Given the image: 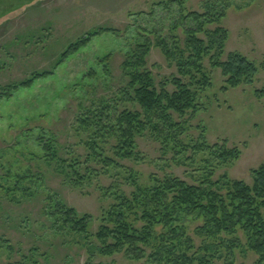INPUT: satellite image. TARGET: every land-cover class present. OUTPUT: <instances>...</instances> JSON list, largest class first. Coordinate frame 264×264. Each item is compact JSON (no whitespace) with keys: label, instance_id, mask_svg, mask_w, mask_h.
<instances>
[{"label":"trees","instance_id":"1","mask_svg":"<svg viewBox=\"0 0 264 264\" xmlns=\"http://www.w3.org/2000/svg\"><path fill=\"white\" fill-rule=\"evenodd\" d=\"M175 4L180 5V18L171 27L169 37L134 29L131 37L126 34L128 47L118 75L113 69L114 54L111 53L96 60L101 74L90 70L81 82L68 89L77 102L74 128L75 134L84 140L85 158L61 145L55 132L41 129L35 141L43 156L33 157L42 162L38 165L40 171L28 169L18 175L3 169L5 179H0L5 184H0V190L9 201L21 205L40 195L37 187L39 182L44 183L47 174L41 172V169L45 171L43 166L61 178L65 186L83 189L102 173L109 174L121 161L140 159L139 140L144 138L159 143L164 153L171 149L175 156L208 152L220 164L239 159L238 149L226 144L211 146L204 134L198 142L185 143L184 118L197 112L198 93L212 86L205 66L207 59L214 69L222 72L231 89L253 86L258 67L241 53H231L223 60L229 37V31L222 26L230 7L227 0L205 2L202 13L189 11L179 0L160 7ZM106 35L122 37L123 33L108 26L87 32L71 43L49 69L3 87L0 99L9 101L22 91L32 90L37 83L54 78L61 67ZM154 48L166 57L170 68H176L175 74L162 79L156 77L149 62ZM256 97L264 99V90H257ZM213 171L196 184L172 176L156 178L153 187L137 186L131 196L121 190H108L105 196L113 199L112 204L96 230L91 216L80 214L63 199L53 196L47 197L40 214L29 217L41 219L43 226L50 228L53 239L61 238V248L71 244L86 248L85 264H104L96 262V258L121 253L141 260L145 257V248L151 246L154 250L151 259L158 264H211L214 253L223 250L232 258L243 247L238 238L240 232L246 238L247 247L260 256L258 264H264V165L252 172V186L228 179L214 181ZM0 210L4 211L2 205ZM192 215L204 222L197 230L205 241L198 246L199 252H195L194 240L180 226ZM30 222L32 219L26 218L15 224L32 240L28 252L21 244L0 236V260L7 254L8 264L53 263L52 252L43 244L52 245L55 251L57 247L46 236L38 237L34 231L30 232ZM34 224H38L36 220ZM158 227L165 232L157 235ZM209 240L216 243L210 244ZM40 258L44 259L43 263Z\"/></svg>","mask_w":264,"mask_h":264},{"label":"rangeland","instance_id":"2","mask_svg":"<svg viewBox=\"0 0 264 264\" xmlns=\"http://www.w3.org/2000/svg\"><path fill=\"white\" fill-rule=\"evenodd\" d=\"M171 1L174 0H0V95L2 88L10 83L49 69L71 43L87 32L108 26L123 33L122 37L106 35L96 39L61 67L54 78L37 83L32 90L22 91L9 101L0 99V177L5 179L3 169L18 175H23L28 169L36 173L40 171L38 165L42 162L33 157L43 156L35 141L41 129L55 132L61 139V145L72 148L76 156L85 158L84 140L75 134L74 128L77 102L68 89L81 82L90 70L101 74L102 69L96 60L111 53L114 54L113 69L118 75L123 53L128 47L126 34L131 37L134 29L159 32L162 37H169L171 27L180 18V5L169 8L160 5ZM179 1L189 11L202 13L204 3L209 0ZM227 1L230 7L222 26L229 31V37L223 60L226 61L231 53H241L255 62L259 72L253 86L231 89L227 87L222 72L214 69L207 59L205 66L212 86L198 93L197 112L184 118L187 123L184 141L187 144L198 142L204 134L211 146L226 144L229 148L238 149L239 159L220 164L208 152L175 156L171 149L164 153L159 143L144 138L139 140L140 159L121 161L119 166L111 168L109 174L102 173L83 189L65 186L61 178L43 166L45 171L41 169V172L47 174L44 183L38 184L40 195L36 199L17 205L0 190V205L4 207V211L0 210V236L16 245L21 244L27 253L32 240L15 224L31 218L30 232L34 231L38 237L46 236V240L58 249L55 251L52 245L43 244L52 252L54 260L51 264H85L88 259L86 248L75 244L61 248V238L53 239L50 228L44 227L41 219L29 217L40 214L48 196L63 199L80 214L91 216L96 230L112 204L113 199L105 196L108 190H121L131 196L137 191V186L153 187L156 178L162 180L166 176L196 184L211 169L214 170V181L228 179L253 185L252 172L264 165V99L256 97L257 90H264V0ZM178 35L182 36V32ZM149 62L159 79L176 73V68L169 67L166 57L157 48L153 49ZM4 179H0V184H5ZM35 220L38 224H34ZM203 223L201 217L192 215L182 225L179 224L194 240L195 252H199L198 246L205 242L197 232ZM163 232L165 230L161 227L156 229L157 235ZM238 238L243 247L237 249L232 258L221 250L214 253L211 264H258L260 256L247 247L242 232ZM208 243H216V240ZM145 249V257L141 260L121 253L108 258L97 257L96 262L158 264L151 259L152 246ZM39 260L44 262L43 258ZM1 262H10L7 254L2 256Z\"/></svg>","mask_w":264,"mask_h":264}]
</instances>
